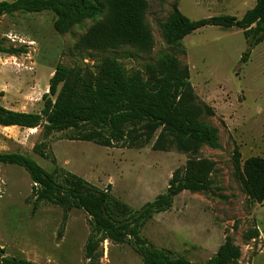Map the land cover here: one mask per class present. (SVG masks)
I'll use <instances>...</instances> for the list:
<instances>
[{"label": "rangeland", "instance_id": "obj_1", "mask_svg": "<svg viewBox=\"0 0 264 264\" xmlns=\"http://www.w3.org/2000/svg\"><path fill=\"white\" fill-rule=\"evenodd\" d=\"M135 1L139 13L129 0L119 5L142 19L148 46L127 43L110 17L113 41L101 47L98 42L109 27L106 12L66 33L57 30L58 17L52 11L1 16L0 105L40 113L59 64L95 72L110 58L136 78L155 83L169 54L181 70H189L198 120L218 131V147L201 143L196 151L185 152L170 146L171 137L165 136L166 150H157L162 128L150 136L139 126H127L125 141L108 148L79 140L73 129L50 131L44 121L35 129L0 126V153H21L48 173L58 168L59 176L68 172L100 190L110 187V194L134 211L165 194L175 171L190 169L209 186L174 198L169 211L145 222L140 238L190 263L210 260L229 242L241 251L233 264H264V202L250 195L245 173L249 159L264 158V42L247 63L241 62L248 45L239 28L206 27L171 45L164 26L176 11L192 21L232 15L221 3L210 9L203 0ZM240 7L231 13L241 17L246 7ZM37 193L24 168L0 164V248L7 257L34 264H142L136 250L140 242L131 236L124 242L97 236L90 253V214L38 201Z\"/></svg>", "mask_w": 264, "mask_h": 264}, {"label": "trees", "instance_id": "obj_2", "mask_svg": "<svg viewBox=\"0 0 264 264\" xmlns=\"http://www.w3.org/2000/svg\"><path fill=\"white\" fill-rule=\"evenodd\" d=\"M120 0H4L0 2V17L13 13H56L57 30L66 33L86 18L109 16L101 47L113 41L111 19L117 25L127 43L148 46L149 39L143 33L144 22L138 15L126 14ZM131 7L140 12V3L129 0ZM111 17V19H110ZM114 17V18H112ZM137 18L138 20L134 19ZM126 19V21H124ZM239 28L243 31L248 48L241 62L247 63L252 51L264 42V0H256L253 9L238 19L221 15L192 21L176 11L164 26L165 36L171 45L181 43L192 33L206 28ZM194 93L188 69L181 70L179 61L166 54L157 71L155 83L146 82L129 74L118 61L105 58L97 71L83 72L80 68H68L59 64L50 80L49 93L43 96L40 113H23L0 105V126L35 129L42 122L50 131H77V138L102 147L114 148L126 139L127 126L138 127L153 135L160 128L163 133L155 149L166 150L165 136H170V146L181 151H196L199 145L218 147V131L199 122L200 109L194 105ZM138 139V138H135ZM136 140H133V142ZM0 164L24 168L38 187L37 200L83 209L92 217L93 237L88 250L92 253L100 235L118 241L128 236L136 239V250L142 256V264H233L241 259V251L229 242L222 245L208 261L190 263L169 250L157 249L140 238V230L154 215L172 208L174 198L185 191L199 192L209 183L198 173L187 169L174 172L169 188L155 201L134 211L116 200L107 190H100L71 173L59 176L60 170L48 173L31 158L21 153H0ZM249 193L257 203L264 202V158H251L245 164ZM132 243V242H130ZM134 243V242H133ZM0 264H34L24 259L7 257L0 248Z\"/></svg>", "mask_w": 264, "mask_h": 264}, {"label": "crops", "instance_id": "obj_3", "mask_svg": "<svg viewBox=\"0 0 264 264\" xmlns=\"http://www.w3.org/2000/svg\"><path fill=\"white\" fill-rule=\"evenodd\" d=\"M213 3H216L217 6H219V4L221 3L224 6V8L226 10H228L232 16L237 17L238 19H241L246 14L247 11L253 9L256 5V2L251 3L252 5H250V2L248 0H216V1L215 0H203V5L210 8V9H214ZM241 5L243 8L246 7V9L242 13L241 17H239V15H235V14L231 13V12L237 10L238 8H241L240 7Z\"/></svg>", "mask_w": 264, "mask_h": 264}]
</instances>
